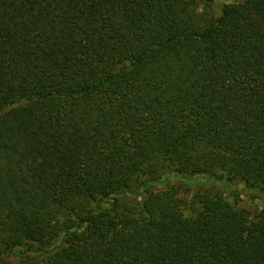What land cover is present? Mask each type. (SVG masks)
I'll use <instances>...</instances> for the list:
<instances>
[{
    "label": "trees",
    "instance_id": "trees-1",
    "mask_svg": "<svg viewBox=\"0 0 264 264\" xmlns=\"http://www.w3.org/2000/svg\"><path fill=\"white\" fill-rule=\"evenodd\" d=\"M164 171L264 192V0H0V264H264Z\"/></svg>",
    "mask_w": 264,
    "mask_h": 264
},
{
    "label": "rangeland",
    "instance_id": "rangeland-1",
    "mask_svg": "<svg viewBox=\"0 0 264 264\" xmlns=\"http://www.w3.org/2000/svg\"><path fill=\"white\" fill-rule=\"evenodd\" d=\"M241 0H212V6L215 12H218L221 6L225 3H235ZM173 185L179 189L182 196L189 198L193 193L202 190L209 189L211 193L219 194L232 205L240 208L247 209L251 213L258 211L264 204V192L259 190H251L244 187L241 183L234 181H228L224 178L216 179L207 175H196L191 177H182L170 172H161L156 181L151 182L152 187H163L165 185ZM142 197V190L133 187L132 191H128L125 195L119 197V201L128 205L138 204ZM56 243V242H55ZM52 243L45 248L48 251L52 247H55L61 240L57 241V244ZM2 250V247H0ZM41 264H44L47 252L36 253ZM9 259H14L10 254H4ZM17 259V258H16ZM15 260V259H14Z\"/></svg>",
    "mask_w": 264,
    "mask_h": 264
}]
</instances>
